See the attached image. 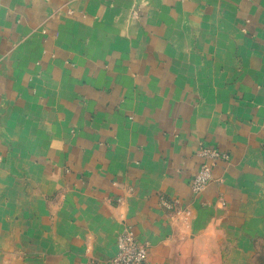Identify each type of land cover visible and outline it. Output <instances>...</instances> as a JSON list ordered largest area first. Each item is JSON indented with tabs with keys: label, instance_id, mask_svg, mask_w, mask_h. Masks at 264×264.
<instances>
[{
	"label": "crops",
	"instance_id": "obj_1",
	"mask_svg": "<svg viewBox=\"0 0 264 264\" xmlns=\"http://www.w3.org/2000/svg\"><path fill=\"white\" fill-rule=\"evenodd\" d=\"M123 229L148 264L264 246V0H0V264H106Z\"/></svg>",
	"mask_w": 264,
	"mask_h": 264
},
{
	"label": "built area",
	"instance_id": "obj_2",
	"mask_svg": "<svg viewBox=\"0 0 264 264\" xmlns=\"http://www.w3.org/2000/svg\"><path fill=\"white\" fill-rule=\"evenodd\" d=\"M198 157L201 159L200 165L189 182L195 195L200 194L209 184L214 162L219 158L226 159V155L209 147H200ZM106 264H148L147 245L138 241L129 229H123L116 237V252Z\"/></svg>",
	"mask_w": 264,
	"mask_h": 264
},
{
	"label": "rangeland",
	"instance_id": "obj_3",
	"mask_svg": "<svg viewBox=\"0 0 264 264\" xmlns=\"http://www.w3.org/2000/svg\"><path fill=\"white\" fill-rule=\"evenodd\" d=\"M252 264H264V246L258 250Z\"/></svg>",
	"mask_w": 264,
	"mask_h": 264
}]
</instances>
